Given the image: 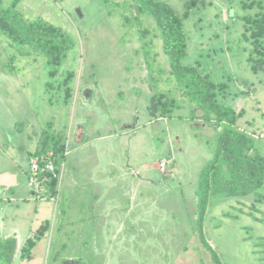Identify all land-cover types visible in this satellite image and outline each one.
I'll return each mask as SVG.
<instances>
[{"label":"rangeland","instance_id":"rangeland-1","mask_svg":"<svg viewBox=\"0 0 264 264\" xmlns=\"http://www.w3.org/2000/svg\"><path fill=\"white\" fill-rule=\"evenodd\" d=\"M157 1L184 17V63L225 84L217 99L240 114L239 130L264 135V72L251 67L252 30L244 22L264 18V0ZM18 8L72 37L61 73L74 70L76 78L71 103L52 104L57 95L45 92L51 80L42 57L17 56L13 73L0 71V175L18 177L10 190L0 187V238L18 242L11 264H214L197 231L196 188L218 129L188 102L173 118L149 116L156 88L135 28L122 20L135 10L126 0H20ZM142 19L154 28L151 16ZM149 42L166 79L162 42ZM14 53L0 34V67ZM172 88L160 83L156 90ZM50 124L66 134L67 154L49 198L30 159ZM256 146L264 155V139ZM260 194L210 200L205 236L224 264H264V187ZM43 227L22 259L25 241Z\"/></svg>","mask_w":264,"mask_h":264},{"label":"trees","instance_id":"trees-1","mask_svg":"<svg viewBox=\"0 0 264 264\" xmlns=\"http://www.w3.org/2000/svg\"><path fill=\"white\" fill-rule=\"evenodd\" d=\"M136 14L122 16L123 25L131 31L135 28L138 35L148 73L155 88L160 83L171 84L172 90H156L148 100L147 110L151 118L170 119L180 103L188 102L203 112L204 120L215 124L218 132L212 145V158L201 169L196 188L197 195V231L203 247L210 253L214 264H224L216 250L208 243L204 223L207 218L209 202L213 197L244 198L254 195L261 199L260 191L264 187V155L256 146V139L248 132L237 127L240 114L231 106L219 102L217 97L225 84H216L208 72L199 66L184 63L188 54V35L185 31L184 17L168 3L157 0H126ZM20 0H12L3 8L0 0V34L9 41L15 53L5 62L0 71L14 72L13 62L17 56L42 57L48 69L51 81L45 85V92L56 94V101L71 103L76 78L74 70L61 73L68 55L75 47V41L67 31L52 22L36 17L26 19L19 10ZM149 15L154 19V28L145 26L142 17ZM246 30H252L253 48L250 55L254 72H264V18L247 16L244 18ZM157 37L169 61V73L164 79L163 70L157 64L153 46L149 39ZM157 73L159 76H157ZM55 98V97H53ZM66 134L56 130L50 124L43 129L38 138L31 161L39 156L52 153L49 158L59 172L66 157ZM44 164L37 175V183L48 191L44 194L54 197L59 178L44 171ZM43 195V196H44ZM47 229L43 227L40 235L29 238L21 248V258L28 259L37 241ZM16 238H0V264H11L17 252Z\"/></svg>","mask_w":264,"mask_h":264},{"label":"built area","instance_id":"built-area-1","mask_svg":"<svg viewBox=\"0 0 264 264\" xmlns=\"http://www.w3.org/2000/svg\"><path fill=\"white\" fill-rule=\"evenodd\" d=\"M250 135H252L255 139H264V135L262 134L260 137L256 136L255 134L249 133ZM67 154V153H66ZM53 156L52 153L47 154L45 156H39L34 158L31 161L30 164V168H31V173L33 175V178L37 181V175L39 174V170L41 169V163L44 164V171H48L52 174V176L54 178H61V173H60V168H59V172L56 171V166L55 164L49 159ZM61 165L63 166V163H61ZM60 165V167H61Z\"/></svg>","mask_w":264,"mask_h":264},{"label":"crops","instance_id":"crops-1","mask_svg":"<svg viewBox=\"0 0 264 264\" xmlns=\"http://www.w3.org/2000/svg\"><path fill=\"white\" fill-rule=\"evenodd\" d=\"M5 175H6V177H2V176H5ZM16 185H18V177H17V175H12V174H7V173L6 174L4 173V174L0 175V187H1V189L4 188V189H7V190H10V188H12V187H14ZM9 238H16V235H12ZM18 255H20V257H21V253L20 252L18 253Z\"/></svg>","mask_w":264,"mask_h":264},{"label":"water","instance_id":"water-1","mask_svg":"<svg viewBox=\"0 0 264 264\" xmlns=\"http://www.w3.org/2000/svg\"><path fill=\"white\" fill-rule=\"evenodd\" d=\"M2 177H6V175L5 176H2Z\"/></svg>","mask_w":264,"mask_h":264}]
</instances>
